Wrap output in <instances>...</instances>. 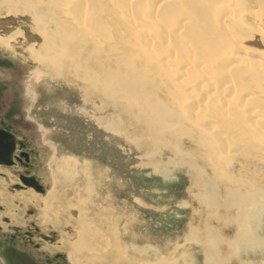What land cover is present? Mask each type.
<instances>
[{"label": "bare ground", "instance_id": "bare-ground-1", "mask_svg": "<svg viewBox=\"0 0 264 264\" xmlns=\"http://www.w3.org/2000/svg\"><path fill=\"white\" fill-rule=\"evenodd\" d=\"M89 1L67 0L68 4L71 2L70 11L62 9V5L55 6L56 18L62 19L68 15L78 17L73 18L81 22L76 28L77 31L74 30L77 34L70 25L64 28L59 20H51L47 14L39 15L46 17V22L41 21L45 18H31L32 31L41 37V42H35L30 37H25L28 34L23 29L9 28L10 20L1 21L0 29H3V32L0 31V49L24 47L23 51L35 66L46 71V74L43 71L40 73L37 69L34 74L37 79L43 74L51 79L73 76L71 80L63 81L73 85L81 84L82 87L79 89L84 93L86 104L98 99L100 107L97 108V112L113 110V116L97 119L99 126L107 133L127 140L132 139L138 148L147 152L146 159L149 162H152L155 156L157 161L158 156L161 160L162 154L175 157L170 161L152 165L153 169L157 170L164 168H161L162 165L179 166L192 177L191 197L197 200L196 204L204 212L205 221L201 231L205 237L198 239L196 229L192 228L188 233V239L186 238L187 242L202 244L204 264H250L248 261L256 257L253 256L255 252L264 253V234H259L263 227L261 219L264 215V179L258 181L244 174L247 170L240 167L237 169L232 165L229 154L237 153L243 159L254 157L258 159L250 150L264 146V124L259 120L260 124L255 118V115L262 114L264 120V102L256 100L257 95L250 94L251 90L244 89L251 87L260 91L258 88L264 87V30L259 27L262 18L264 19V0H260L262 11L261 7L257 11L254 10L258 7L256 1L251 2V7L247 11H241L231 5L233 0H218L216 3L212 0H185V4L180 3V0H111L116 6L114 9L103 11V14H100L101 10L99 12L90 8ZM50 2V0H1L0 4L7 15L19 16L30 15L37 10H48L53 5ZM157 11L162 13L160 20H157ZM152 12L155 16L150 17ZM119 18L121 27L118 23ZM97 22L102 24L100 26H111L113 36L100 38L97 35L98 30L92 29L96 27ZM52 23L62 25L63 28L52 30ZM226 25L234 26L240 35L243 34L242 37L249 41H244L246 40L244 38H232L229 33L221 34V30L228 32L225 31L228 27ZM67 27L76 34V37L69 38L66 43L59 37L49 39L52 31L58 36ZM48 41L50 42L47 43ZM245 42H250L251 45ZM103 47L109 48L110 54L116 58L121 57L114 53L116 47H119L120 53L124 54L123 57L138 60L140 63L135 64L133 68L137 71L136 75L140 76H133L132 72L125 75L126 69L113 72L108 67L105 70L99 57ZM206 63L210 65L209 69ZM182 67L185 71L181 72ZM142 70L147 74L146 80L142 77ZM210 70L214 72H209ZM184 74L193 80L188 83L200 85H193L197 90L192 89L193 91L187 94L184 92L188 89L185 86L189 85L185 83L188 78L182 79ZM243 77H249V80ZM148 81L150 83L156 81L158 84L156 87L150 86ZM232 81L239 83V101L237 97L236 99L233 97ZM242 82H246L243 89L240 85ZM248 83L253 86H248ZM238 87L236 86L237 89ZM203 90L209 91V94ZM260 93L264 95V88ZM208 100L211 101L210 107ZM127 102L130 104L136 102L138 108L143 110V115L137 114L133 120H128L133 115L126 114ZM227 107L233 110L237 120L233 119L234 126L227 125L229 128L226 134L229 139L221 137L222 130L215 132L210 129L212 125L209 129L204 125L205 123L208 125V121L212 124L218 121L221 124L220 111ZM244 111L259 124H254V121L247 123ZM196 119L201 121L197 123ZM194 123L199 125L198 131L187 128ZM184 139L189 141L181 144ZM156 144L161 146L159 145L158 149H150V146ZM2 153L3 150L0 148V154ZM210 156L216 163L219 161L218 157L221 158V168L216 169L217 164L212 160L207 163ZM68 161L63 160L64 167L69 165ZM64 167L60 166V169H57L58 173L69 175V171ZM118 222L116 220L113 224L116 226ZM212 222L217 226H211ZM112 232L114 234L115 231ZM226 234L229 238H225ZM86 236L89 239L94 237L85 234ZM119 241L107 254L114 256L112 263L107 256L94 257L92 251L95 242L85 244L86 248L75 244L71 247L68 258L72 264H135V261L129 258V252L134 255L143 253L133 246L131 250H124L125 246L122 247ZM83 251L90 255L83 254L84 258L80 261L77 254ZM178 260L172 259L171 264H180Z\"/></svg>", "mask_w": 264, "mask_h": 264}, {"label": "rangeland", "instance_id": "rangeland-1", "mask_svg": "<svg viewBox=\"0 0 264 264\" xmlns=\"http://www.w3.org/2000/svg\"><path fill=\"white\" fill-rule=\"evenodd\" d=\"M50 1L53 5L48 10H37L36 13L30 15L19 16L7 15L3 5L0 4V22L10 20L9 28L23 29L28 34L25 37H30L35 42H41V37L32 31L31 18H45L41 21L46 22V17H39V15L47 14L49 19L62 22L64 28L70 25L73 31H77L76 28L81 22L79 19L73 18L78 17L68 15L62 19L56 18L54 10L56 5H62V9L70 11L71 2L68 4L67 0ZM217 1L212 0L213 3ZM252 1H256L258 6L254 10L257 11L261 7L262 11L260 0H233L231 5L241 11H247L251 7ZM180 3L185 4V0H180ZM88 4L95 11L101 10L100 14H103V11L105 12L107 9H114L113 7L116 6V3L111 0H93L92 2L90 0ZM158 11L156 12L157 20H160L162 13ZM208 15L210 16V13ZM153 16H155L154 12L150 17ZM91 19L93 20V18ZM250 22L252 23V21ZM118 23L121 27V18ZM62 25L52 23L51 29L56 30ZM100 25L102 24L97 22L96 27L92 29L98 30L97 35L100 38L102 36L111 38L114 34L112 27ZM226 26L228 27L225 31L228 32L221 30V34L229 33L228 35L232 38H244L243 34L240 35L234 26ZM259 27L264 30L263 18ZM115 28L117 29V27ZM68 29L67 27L58 36L52 31L49 39L53 40L59 37L63 43L68 42L69 38L76 37L77 34L76 31H74L75 34ZM0 31L3 32V29ZM238 33L239 35H237ZM240 41L242 40L240 39ZM244 41H249V39ZM245 43L251 45L250 42ZM12 48L0 49V127L14 136L17 153L25 152L30 156L28 166L25 168L19 164L13 168L0 166V264H72L68 258L71 247L76 244L86 248L85 244L91 242H95L92 251L95 254L94 257L104 258L107 256L112 263L114 256L107 254L112 246H117L119 240L121 246H125L124 250H131L133 246L143 253L134 255L128 251L129 258L135 261V264H161L162 262L171 264L172 259H179L177 262L180 264H204L202 244L186 240L192 228L196 229L198 239L205 237L201 231L205 221L204 212L196 204L197 200L191 197L192 177L179 166L162 165L161 168H164L161 170L153 169L152 164L167 162L175 157L162 154L161 160L158 156L157 161L155 156L154 162H149L146 159L147 152L138 148L132 139L128 138L127 140L118 135L107 133L99 126L97 119L113 116V110L106 109L97 112V108L100 107L98 99L93 100L91 104H89L90 102L86 104L84 93L79 89L82 87L81 84L74 83L75 85H73L63 81L71 80L73 76H66L67 78L60 76L56 79L44 76L46 71L35 66L23 51L24 47L12 46ZM116 48V52L111 51L117 56H121L120 58L112 56L109 48L103 47L99 57L103 61L104 69L109 67L113 72L126 69L125 75L132 72L133 76H140L136 75L137 71L133 68L140 62L130 57H123L124 54L120 53V48ZM257 57L262 59L260 56ZM207 65L209 64L206 63V67ZM209 68L210 65L207 69ZM37 69L40 73L42 71L45 73L39 76V79L34 75ZM182 70L185 71V68L182 67L181 72ZM209 72L214 71L210 70ZM142 77L145 80L147 78V74L143 70ZM187 78L185 74L182 76V79ZM246 80H249V77ZM185 81L188 83L193 80L188 78ZM148 82L150 86L155 85L156 87L158 84L156 81ZM232 82L233 97L234 99L237 97L239 101V83L237 85L236 81ZM188 84L185 86L186 89L187 87L189 89L184 91L186 94L197 90L193 88L194 84ZM235 84L238 89L234 86ZM240 85L243 86V89L246 87V82H242ZM247 85L253 86L249 83ZM249 88L251 87L244 89L251 90L249 93H252L253 96L257 95L256 100L264 102V95L260 93L264 87H259L260 91H257L256 88ZM203 92L208 93L209 91L203 90ZM206 93L205 95H207ZM209 100L208 107L211 105ZM236 105L237 101L235 100L234 106ZM138 107L136 102L132 104L127 102L126 114L127 116L128 114L133 115L128 120H133L137 114L143 115V110ZM226 109L220 111L221 124L218 121L212 124L208 119H204L209 122L208 125L206 123L204 125L208 126V129L212 125L210 129L215 132L222 130L221 137L227 139L226 130L235 125L233 120L235 113L228 107ZM229 112H232L233 115ZM244 113L247 123L255 122L254 124L257 125L262 121L264 124L262 114L255 115L258 121L261 120L258 123L245 111ZM226 119L231 120L225 122ZM196 121L199 123L201 119H196ZM194 124L188 125L187 128L198 131L197 126L199 125L195 124V126ZM215 127L216 129H214ZM224 134L226 135L224 136ZM188 141L184 139L181 144ZM19 143L25 145V150L21 151L18 148ZM159 145H152L150 149H158ZM31 150L34 151V157L39 160L40 165L31 162V153L29 152ZM250 151L258 159L255 157L243 159L237 153L229 154L231 158H228L237 169L240 167L247 170V173L244 174L260 181V179H264L261 177L264 176V146L254 147ZM218 158L219 161L216 163L210 156L207 163L212 160L217 164L216 169L221 168V158ZM63 160H69V165L64 167ZM60 166L66 168L70 174H59L57 169L59 170ZM26 172L29 173V176L36 178L47 191L44 189L45 192L40 194L23 186L20 179L25 176ZM14 186L19 187V191L13 189ZM230 214L232 215V213ZM116 220L119 222L115 226L113 223ZM86 222L89 224L87 225ZM261 223L263 227L259 234H264V215ZM211 226L216 227L217 224L212 222ZM85 234L94 237L89 239L88 236L85 237ZM83 238L85 239L82 240ZM225 238H229V236L226 234ZM85 253L83 251L79 255L77 254L80 261L84 256L90 255ZM83 254L85 255L83 256ZM19 255H24L26 258L18 260ZM262 255L264 256L262 251L255 252L253 256L256 257L248 262L263 264L264 257ZM118 261L124 262L122 259H118Z\"/></svg>", "mask_w": 264, "mask_h": 264}, {"label": "flooded vegetation", "instance_id": "flooded-vegetation-1", "mask_svg": "<svg viewBox=\"0 0 264 264\" xmlns=\"http://www.w3.org/2000/svg\"><path fill=\"white\" fill-rule=\"evenodd\" d=\"M0 140L3 141V143H0V148L3 150L4 160H6L7 155L10 154L11 158L9 159V162L11 166L4 167V168H13L16 164L23 165L24 168L28 166L29 163V154L22 152V154L16 152V141L14 142V136L10 134L8 131L4 130L3 127H0ZM18 148L23 151L25 150V145L22 143H19ZM31 153V162H35L34 164L40 165L41 163L39 160L34 157V151H29ZM34 177L29 176V173L26 172L25 176H22L21 179H32ZM39 182V181H38ZM26 256L19 255L18 260L25 259Z\"/></svg>", "mask_w": 264, "mask_h": 264}, {"label": "water", "instance_id": "water-1", "mask_svg": "<svg viewBox=\"0 0 264 264\" xmlns=\"http://www.w3.org/2000/svg\"><path fill=\"white\" fill-rule=\"evenodd\" d=\"M0 143H3L2 140H0ZM4 155L3 153L0 154V166H5V167H9L11 166L9 159L11 158L10 154L7 155L6 160L3 159ZM20 182L23 186H26L27 188L31 187L33 189L36 190V192L43 194L44 190L43 187L41 186V184L38 182V180L36 178H32V179H20ZM13 189H16L17 191H19V187L14 186L12 187ZM34 190V191H35Z\"/></svg>", "mask_w": 264, "mask_h": 264}]
</instances>
